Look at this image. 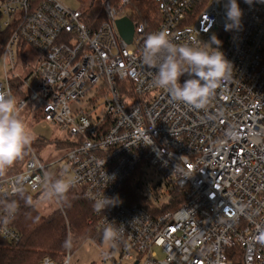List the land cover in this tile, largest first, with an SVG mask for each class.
Instances as JSON below:
<instances>
[{
  "label": "built area",
  "instance_id": "obj_1",
  "mask_svg": "<svg viewBox=\"0 0 264 264\" xmlns=\"http://www.w3.org/2000/svg\"><path fill=\"white\" fill-rule=\"evenodd\" d=\"M154 2V26L133 22L130 0H122L106 1L105 21L91 29L83 10L61 0H0L4 27L14 28L2 49L0 90L13 95L11 82L21 81L20 111L31 104L69 138L60 174L29 146L23 172L0 180V237L21 239L9 224L17 211L2 198L42 192L61 206L75 191L92 207L104 195L118 198L104 211L93 207L98 234L110 223L122 229L112 248L119 258L107 264H264V3L237 0L241 24L225 31L226 0ZM125 17L134 24L131 43L116 27ZM164 28L179 43H207L213 34L222 42L233 72L204 109L172 101L153 84L143 43ZM150 175L161 196L156 188L143 193ZM58 180L70 183L65 194L56 192ZM71 258L68 247L62 263L46 255L38 264Z\"/></svg>",
  "mask_w": 264,
  "mask_h": 264
},
{
  "label": "clouds",
  "instance_id": "obj_2",
  "mask_svg": "<svg viewBox=\"0 0 264 264\" xmlns=\"http://www.w3.org/2000/svg\"><path fill=\"white\" fill-rule=\"evenodd\" d=\"M220 2V0H217ZM253 0H245L251 4ZM264 3V0H260ZM225 31L239 28L243 11L237 0H226ZM221 41L213 34L210 41H187L179 43L167 28L147 35L143 43L142 61L149 68L156 69L153 76L155 87L166 91L171 100L181 102L193 109H204L214 97L221 83L229 79L233 72L231 62L220 51ZM212 45L217 47L213 48ZM187 75L183 83L182 76ZM21 103L10 91L0 90V173L22 159L32 143V132L24 120L20 119ZM57 193L65 194L70 183L58 180ZM116 197L98 198L94 210L104 211L116 206ZM122 235V229L111 223L103 228L102 239L115 247ZM66 247L70 243L66 242Z\"/></svg>",
  "mask_w": 264,
  "mask_h": 264
},
{
  "label": "trees",
  "instance_id": "obj_3",
  "mask_svg": "<svg viewBox=\"0 0 264 264\" xmlns=\"http://www.w3.org/2000/svg\"><path fill=\"white\" fill-rule=\"evenodd\" d=\"M95 3L84 11V21L91 29H96L105 21V16L100 15L102 11L101 0H94ZM110 5L116 6L122 0H107ZM129 17L133 22L143 21L156 25L158 12L154 0H130ZM0 15V20H1ZM14 28L5 27L0 31V61L2 49L10 38ZM21 81H13V88L18 90ZM39 140V143H44ZM36 142L30 147L36 148ZM41 146V145H40ZM60 146L64 144L60 143ZM69 143L66 144L68 148ZM30 149H26L22 159L17 160L14 165L5 172L0 173V180L20 174L23 172L26 162L30 158ZM126 190L132 192L127 184ZM44 197V193H23L1 199V206L11 211L16 210L10 226L20 235L21 239L17 245L10 243L0 237V264H38L44 256H50L57 263H62L67 252L66 242L71 244L73 239L82 237H100L94 223L93 207L85 201L82 196L71 191L61 199L62 209L56 210L49 216H43L36 210V201ZM90 221H92L90 223Z\"/></svg>",
  "mask_w": 264,
  "mask_h": 264
},
{
  "label": "rangeland",
  "instance_id": "obj_4",
  "mask_svg": "<svg viewBox=\"0 0 264 264\" xmlns=\"http://www.w3.org/2000/svg\"><path fill=\"white\" fill-rule=\"evenodd\" d=\"M64 4L68 5L72 9L77 10H87L91 4L95 3L94 0H61ZM107 0H101L102 6ZM6 17L1 16L0 20V31L5 29L4 22ZM25 52L28 55L29 60H33L37 57V53L33 50L31 46L25 48ZM0 82H5L4 77V68L0 62ZM12 90L14 91V96L20 101V97L27 95L24 90H22L21 95L19 92L21 90L15 91L13 88V81L11 82ZM19 87V86H18ZM20 119L24 120L25 123L29 126L32 132V142H36L38 147L36 150L31 148L33 152L37 153L42 162L48 167L54 176L60 174L62 167L64 165L63 158L66 154L67 148L66 144L69 143V138L67 133L51 126L49 123H46L40 120L36 114L33 112L32 105L29 104L26 108L20 111ZM39 140H44V143H39ZM60 143L64 146H60ZM41 145V146H40ZM31 153V151H30ZM158 179L155 176L146 177V183L143 185V193L149 196V193H153L156 188V191L161 196L162 190L158 188ZM164 187V186H162ZM152 191V192H150ZM152 198L150 196L148 199ZM61 201V200H60ZM36 210L43 216H49L56 210L62 209V207L56 203L55 199L44 196L41 199L36 201ZM113 247L103 241L100 237H82L75 238L70 247L72 254L71 264H107L109 258H119L118 253L114 252ZM68 249V248H67ZM159 253V258H163V254L160 250L156 249Z\"/></svg>",
  "mask_w": 264,
  "mask_h": 264
},
{
  "label": "water",
  "instance_id": "obj_5",
  "mask_svg": "<svg viewBox=\"0 0 264 264\" xmlns=\"http://www.w3.org/2000/svg\"><path fill=\"white\" fill-rule=\"evenodd\" d=\"M116 27L120 37L127 43H131L134 37V24L125 17L116 21Z\"/></svg>",
  "mask_w": 264,
  "mask_h": 264
}]
</instances>
